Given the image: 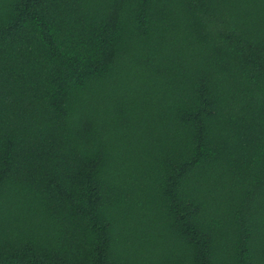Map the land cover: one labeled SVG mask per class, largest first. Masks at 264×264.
I'll return each mask as SVG.
<instances>
[{
  "label": "trees",
  "instance_id": "1",
  "mask_svg": "<svg viewBox=\"0 0 264 264\" xmlns=\"http://www.w3.org/2000/svg\"><path fill=\"white\" fill-rule=\"evenodd\" d=\"M0 264H264V0H0Z\"/></svg>",
  "mask_w": 264,
  "mask_h": 264
}]
</instances>
